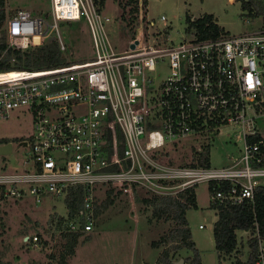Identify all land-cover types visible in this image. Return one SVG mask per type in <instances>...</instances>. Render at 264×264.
<instances>
[{
  "label": "built area",
  "instance_id": "2783aa9c",
  "mask_svg": "<svg viewBox=\"0 0 264 264\" xmlns=\"http://www.w3.org/2000/svg\"><path fill=\"white\" fill-rule=\"evenodd\" d=\"M49 3L47 17L5 9L8 47L25 50L53 38L65 53L59 22L71 21L87 27L93 53L56 68L0 72V119L23 109L32 121V133L21 139L29 148L23 169L0 172V203L65 199L81 189V206L63 217L61 229L90 233L101 185L175 195L206 181L214 205L252 200L264 185V27L206 39L187 32L189 38L168 46L140 29L133 48L117 49L106 29L111 19L94 0ZM160 21L165 28L164 15ZM144 22L148 31L155 27L152 18ZM164 62L168 72L156 84L152 72ZM214 135H234L240 143L230 164L176 166L156 158L167 143L199 138L201 150ZM252 236L254 264H264L257 227ZM37 240L35 234L25 241L38 247Z\"/></svg>",
  "mask_w": 264,
  "mask_h": 264
},
{
  "label": "rangeland",
  "instance_id": "374dc122",
  "mask_svg": "<svg viewBox=\"0 0 264 264\" xmlns=\"http://www.w3.org/2000/svg\"><path fill=\"white\" fill-rule=\"evenodd\" d=\"M118 0H104L98 4L100 10L110 21L106 24L112 44L118 48H133L136 41H131L140 29L151 41L161 42L168 46L178 43L183 38H189L186 18H199L205 13H211L216 22L229 35L252 31L263 26L261 16L249 17L241 11L240 3L235 0H147V11L140 22L131 31L119 19ZM125 1V0H122ZM264 6V0H260ZM49 0H6L8 10L27 7L37 16L47 17L50 8ZM243 15H240V14ZM167 19L163 28L160 16ZM153 19L155 27L146 29L144 20ZM140 23V24H139ZM3 28V27H2ZM163 28V29H162ZM61 37L66 44L63 57L68 61H82L92 56L93 50L87 27L79 22H59ZM160 30L161 32H154ZM51 33V32H49ZM132 38V39H131ZM127 41V42H126ZM5 42L9 46L8 39ZM168 72L167 64H157L152 72L157 84L165 78ZM32 133V121L29 112L16 109L7 119H0V143L11 142L12 151L0 154V172L14 173L24 167L29 148L23 145L21 139H27ZM209 147V166L222 167L232 162V157L239 156V145L234 135H214L206 140ZM201 145L199 138H186L165 144L161 151H155L156 158L162 157L164 162L172 165L195 164V153ZM96 188V218L90 234L82 233L79 242L66 264H158L157 257L162 249H174V241L163 243L174 226L172 219L157 217L153 214V205L144 199L151 197L153 192L143 186H106ZM107 190V192H106ZM209 184L200 181L194 186L196 206L186 209L185 217L190 238L197 250L200 264H219L214 247L212 227L215 221V211L210 208ZM107 193V194H106ZM53 216L67 217L64 199L45 198L41 203L31 199L9 200L0 203V264H59V253L64 239L62 229L57 226ZM51 220V221H50ZM199 224L204 227L199 228ZM40 233L45 242H38L33 247L26 243V236ZM240 241V251L237 257L245 260L247 256V234L237 231ZM158 242V247L153 245ZM193 249L182 247L174 250L173 264L182 259L180 264H191L187 257H192ZM234 256H225L221 264H234Z\"/></svg>",
  "mask_w": 264,
  "mask_h": 264
},
{
  "label": "trees",
  "instance_id": "16d2710c",
  "mask_svg": "<svg viewBox=\"0 0 264 264\" xmlns=\"http://www.w3.org/2000/svg\"><path fill=\"white\" fill-rule=\"evenodd\" d=\"M103 1L94 0L97 4H102ZM235 1L240 3V9L241 11H245V15L253 18L261 16L264 26V6H262L260 0ZM147 3V0L117 1L120 9L119 19L123 22L124 26L128 27L131 36L134 35V32L131 30L138 24V18L140 16L143 18L147 11ZM5 7L6 0H0V72L11 70L38 71L78 62L66 60L55 40H51L40 47L25 50L8 47L5 42V37L7 36L2 28L5 21ZM240 15L243 14L241 13ZM186 23L187 32L195 34L199 39L214 38L221 33H226L211 13H205L199 18L191 19L187 17ZM208 153L209 147L197 150L195 153V164H187V166L209 167ZM158 159L163 161L162 157H158ZM194 186L188 187L175 195H152L144 199L145 202L153 205L154 215L157 217L164 216L165 218L172 219L174 222V226L171 228L169 234L162 239L163 243H167L168 240L174 241V249L173 251H170L167 247L162 249L157 257L158 264H173L172 257L174 250L181 249L182 247L193 249L192 257L185 258V261L188 260L191 264H200L199 255L190 238L185 217L186 209L196 206ZM81 202V189L73 193L71 192L64 199L68 218H72L76 214L81 206ZM210 208L215 210L217 216L213 223L212 235L219 264L222 263L225 256L229 255L235 257L234 264H254L257 242L252 235L256 231V227L259 235L264 238V185L255 188L252 200L247 199L237 205H230L228 203L214 205L210 203ZM94 211L96 214V205ZM54 218L58 221L57 226L63 228L64 218L52 215L51 220H54ZM245 230L248 231L246 239L247 256L245 260H241L236 256L241 248L237 231ZM62 233L64 242L58 261L59 264H66L65 260L73 254L82 232L63 230ZM37 238V243L41 241L42 243L45 242L41 239L40 233L37 234ZM159 244L158 242H153L155 247H158Z\"/></svg>",
  "mask_w": 264,
  "mask_h": 264
},
{
  "label": "water",
  "instance_id": "95a60500",
  "mask_svg": "<svg viewBox=\"0 0 264 264\" xmlns=\"http://www.w3.org/2000/svg\"><path fill=\"white\" fill-rule=\"evenodd\" d=\"M53 40V38L50 39V41ZM12 151V144L11 142H6L4 144H0V154L1 155H5L8 154ZM182 259H179L178 262H176L177 264L182 263Z\"/></svg>",
  "mask_w": 264,
  "mask_h": 264
},
{
  "label": "crops",
  "instance_id": "0c3cea01",
  "mask_svg": "<svg viewBox=\"0 0 264 264\" xmlns=\"http://www.w3.org/2000/svg\"><path fill=\"white\" fill-rule=\"evenodd\" d=\"M18 8V7H17ZM17 8H15V9H17ZM22 8H25V9H27V10H29L27 7H25V6H22ZM5 9H7V6L5 7ZM30 11V10H29ZM33 15H35V16H37V14H35L34 12H32V11H30ZM216 19V18H215ZM218 23V22H217ZM219 24V23H218ZM100 187H102V188H104V189H107L106 188V186H103V185H101V186H98L97 187V189L98 188H100ZM107 190H109V188L107 189ZM107 190H106V192H107ZM107 194V193H106ZM215 211V210H214ZM216 215V214H215ZM216 218H217V216H216ZM216 218H215V220H216ZM239 232H241V231H239ZM91 233V232H90ZM90 233H85V234H90ZM173 262V261H172Z\"/></svg>",
  "mask_w": 264,
  "mask_h": 264
},
{
  "label": "bare ground",
  "instance_id": "6f19581e",
  "mask_svg": "<svg viewBox=\"0 0 264 264\" xmlns=\"http://www.w3.org/2000/svg\"><path fill=\"white\" fill-rule=\"evenodd\" d=\"M10 72L9 74H13L14 72H16V70H11V71H8Z\"/></svg>",
  "mask_w": 264,
  "mask_h": 264
}]
</instances>
